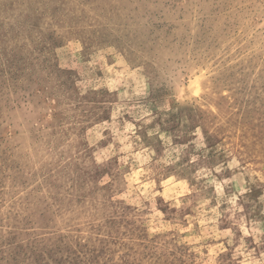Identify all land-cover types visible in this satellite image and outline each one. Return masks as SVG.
I'll return each mask as SVG.
<instances>
[{"label":"rangeland","instance_id":"rangeland-1","mask_svg":"<svg viewBox=\"0 0 264 264\" xmlns=\"http://www.w3.org/2000/svg\"><path fill=\"white\" fill-rule=\"evenodd\" d=\"M0 264H264V0H0Z\"/></svg>","mask_w":264,"mask_h":264}]
</instances>
